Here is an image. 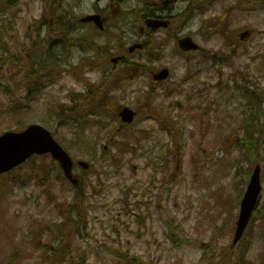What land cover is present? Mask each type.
Instances as JSON below:
<instances>
[{
    "label": "rangeland",
    "instance_id": "1",
    "mask_svg": "<svg viewBox=\"0 0 264 264\" xmlns=\"http://www.w3.org/2000/svg\"><path fill=\"white\" fill-rule=\"evenodd\" d=\"M19 1V6L0 9V31L7 32L3 42L17 53L26 45L24 55H38L34 63L43 64L49 58L55 63V43L50 50L48 41L27 39L45 7ZM181 3L178 11L188 4L196 9L173 30L156 37L155 42L163 44L162 52L151 48L130 57L132 62L138 57L142 66L138 85L133 66L122 65L114 81L94 94L103 83L99 68L105 66V60L95 54L98 69L77 79L70 75L45 79L41 88L32 87L23 72L6 69L1 73L0 135L39 124L53 132L75 162L84 160L92 167L87 173L76 169L86 178L88 200L83 204L76 201L74 188L63 180L59 165L49 156L33 157L0 180V264H126L129 256L147 264H233L235 257L239 264L264 262V224L258 226L259 221L248 228L233 257L229 253L250 166L242 150L230 143L245 136L250 130L245 126L248 117L256 116V103L245 94L255 95L264 108V0ZM232 6L236 13L229 19ZM54 7L59 16L73 11V6ZM47 18L54 20L51 10ZM135 20L124 12L111 17L109 34L95 38L97 51L99 46L108 51L129 43L123 32L134 31ZM139 20L138 13V24ZM245 30L252 34L242 41L240 34ZM119 31L124 36L119 37ZM183 34H190L201 52H178L177 37ZM228 35L232 40L223 49ZM46 36L43 33L42 39ZM69 38L56 41L63 43L62 50H69ZM84 52L77 45L72 62L79 65L87 56ZM162 68L170 69L171 76L152 92L149 72ZM92 88L91 104L78 102ZM106 94L109 103L102 105L100 98ZM147 94L153 97L148 99ZM124 105L138 108L139 115L121 134H113L120 128L116 110ZM262 114L259 120L264 124ZM166 123L177 130L182 158L172 165L173 157H168L170 167L164 170L151 164L159 163L158 156L167 152L172 140L161 127ZM140 132H146V137L138 142ZM124 144L137 151L119 153ZM260 154L263 190L258 209L264 210V136ZM87 211L89 230L68 227L58 234L45 228ZM66 248L70 252L60 257L63 261L59 258L54 263L49 249Z\"/></svg>",
    "mask_w": 264,
    "mask_h": 264
},
{
    "label": "water",
    "instance_id": "2",
    "mask_svg": "<svg viewBox=\"0 0 264 264\" xmlns=\"http://www.w3.org/2000/svg\"><path fill=\"white\" fill-rule=\"evenodd\" d=\"M181 44L184 49H197V46L189 39L182 41ZM167 75L168 71L164 70L156 78L165 79ZM134 115V112L129 109L121 113L126 122H132ZM46 153H51L61 163L67 176L72 177L70 157L53 139L51 133L39 125H33L22 133L9 132L0 137V175L18 167L32 155ZM83 165L88 166L85 163ZM260 192V168L257 167L242 203L235 242L240 239L248 225Z\"/></svg>",
    "mask_w": 264,
    "mask_h": 264
},
{
    "label": "flooded vegetation",
    "instance_id": "3",
    "mask_svg": "<svg viewBox=\"0 0 264 264\" xmlns=\"http://www.w3.org/2000/svg\"><path fill=\"white\" fill-rule=\"evenodd\" d=\"M56 1H59V0H42L41 4L43 6H57L58 5V2ZM73 2V5L72 6H93V10L94 8L96 9H99L101 12H97L95 11L94 13H100L102 16L103 14H105V11H107L106 8H104L103 10H101L98 6H102V4L105 2V0H72ZM182 3L179 2V0H176V2L174 1L173 4H170V6H180ZM104 6H118V7H121V6H134V11H135V15H136V27H135V36H136V40L138 41V0L136 2H134L133 4H131V2L127 1V0H109ZM163 6V5H161ZM188 6H190L188 4ZM173 9V7H170L168 9V11H171ZM165 11V10H164ZM162 15L159 16V15H156V17H161V18H167V19H170L171 16V13H169L170 15L169 16H164L163 12L161 13ZM105 19H107L106 16H103ZM54 21L51 20V24H50V27L49 29L47 30V33H52V32H56V31H60L56 25L53 23ZM91 24L92 27H94V24L92 23H89ZM43 28H46L45 25H43L42 29ZM42 29L41 30H37L35 32L36 36L40 37V38H43V35H42ZM78 32H79V29H78V25L76 24V21H73V28L71 29V37H72V41H73V47L72 48H75L76 47V44H77V36H78ZM54 37V36H53ZM30 58V56H29ZM61 60V55L59 56V58ZM66 62H68V59L66 60ZM136 79L138 81V64H137V67H136Z\"/></svg>",
    "mask_w": 264,
    "mask_h": 264
},
{
    "label": "trees",
    "instance_id": "4",
    "mask_svg": "<svg viewBox=\"0 0 264 264\" xmlns=\"http://www.w3.org/2000/svg\"><path fill=\"white\" fill-rule=\"evenodd\" d=\"M252 101H254L256 104H255V111H257V113L260 111V109H261V105H260V102L259 103H257V97L256 96H252ZM262 100V99H261ZM256 113V114H257ZM259 117V115L257 114L255 117H252V118H250L251 120V122L253 121V124H254V127H257L258 128V132H260L261 133V130H262V128H264V126H263V124L260 122V117H259V119H258V117ZM257 150H258V146L256 145V144H252V151L254 152V153H256L257 154ZM82 194H83V189H82V187H79V189H78V192H77V196H78V198H79V200H81L82 199ZM61 226H63L62 228H60ZM61 226L60 227H58L57 229H59V231L58 232H60L61 233V230L62 231H65L66 229L64 228V226H69L68 225V223H65V224H61ZM70 251H69V249L68 248H66V249H64V250H62V251H59V250H55V249H49V253H51L52 254V256L53 257H55V259H54V263H56V262H58L59 261V258L61 257V256H66V254L67 253H69ZM117 253H118V251H117ZM60 260H62L61 258H60ZM63 261V260H62ZM82 262H84V259L82 260ZM77 264H80V263H77ZM126 264H147V263H145L142 259H140L139 257H136V256H129V257H127V260H126Z\"/></svg>",
    "mask_w": 264,
    "mask_h": 264
}]
</instances>
